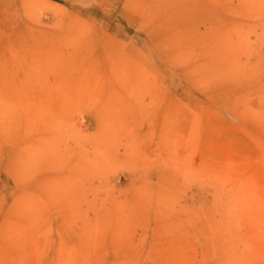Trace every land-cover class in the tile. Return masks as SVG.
Masks as SVG:
<instances>
[{
    "label": "rangeland",
    "instance_id": "374dc122",
    "mask_svg": "<svg viewBox=\"0 0 264 264\" xmlns=\"http://www.w3.org/2000/svg\"><path fill=\"white\" fill-rule=\"evenodd\" d=\"M0 264H264V0H0Z\"/></svg>",
    "mask_w": 264,
    "mask_h": 264
},
{
    "label": "bare ground",
    "instance_id": "6f19581e",
    "mask_svg": "<svg viewBox=\"0 0 264 264\" xmlns=\"http://www.w3.org/2000/svg\"><path fill=\"white\" fill-rule=\"evenodd\" d=\"M228 172V171H227ZM232 174H233V172H231ZM229 177H230V175H229ZM232 177H233V175H232ZM233 179H235L234 177H233ZM231 180V179H230ZM229 180V181H230ZM262 181V180H261ZM233 182V181H232ZM242 182V181H241ZM258 182V181H257ZM249 191H250V189H249ZM249 195V194H248ZM253 201V200H252ZM263 201V200H262ZM227 256V255H226Z\"/></svg>",
    "mask_w": 264,
    "mask_h": 264
}]
</instances>
